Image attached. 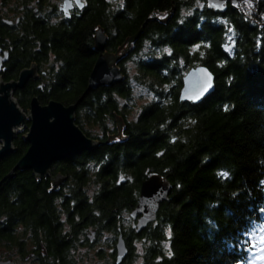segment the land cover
Segmentation results:
<instances>
[{
  "label": "trees",
  "instance_id": "16d2710c",
  "mask_svg": "<svg viewBox=\"0 0 264 264\" xmlns=\"http://www.w3.org/2000/svg\"><path fill=\"white\" fill-rule=\"evenodd\" d=\"M187 5L192 2L124 0L114 8L109 0H89L83 14L70 21L42 23L30 11L20 25H3L2 40L12 50L0 80H17L33 63L44 71L14 92L25 112L33 97L43 105L50 100L71 105L84 95L98 59L97 29L108 36L106 50L121 53L145 28L131 46L135 55L119 62L124 81L91 91L77 108V125L99 146L55 162L50 177L26 170L6 179L0 234L20 220L63 228L65 212L72 227L83 222L98 233L110 232L113 243L122 233L129 253L121 264L135 263L133 241L143 238L151 244L142 264H264V0L244 11L229 7L215 13L205 7L179 22ZM173 8L167 25L150 20ZM147 41L156 48L143 58ZM164 47L168 53L153 55ZM132 58L138 85L153 99L130 120L135 88L126 61ZM181 61L185 67L207 66L215 75V91L201 103L180 101ZM27 131L0 162V181L27 152ZM151 173L166 177L173 190L157 220L136 233L132 223L124 225L122 213L129 212L133 222L131 211ZM57 175L66 180L55 187ZM89 184L96 187L93 194L85 191Z\"/></svg>",
  "mask_w": 264,
  "mask_h": 264
},
{
  "label": "water",
  "instance_id": "95a60500",
  "mask_svg": "<svg viewBox=\"0 0 264 264\" xmlns=\"http://www.w3.org/2000/svg\"><path fill=\"white\" fill-rule=\"evenodd\" d=\"M79 1V0H78ZM245 0H207L209 9L223 12L227 4H235ZM66 10L68 8L66 7ZM174 8L163 18L167 23L172 18ZM141 30L127 40V47L121 53H110L106 50L108 36L102 28L96 30L95 51L98 59L91 72L89 85L84 95L74 104L65 105L56 100L47 104L40 103L38 97H33L30 108L25 112L14 97V92L24 89L31 79L39 77V66L33 63L23 69L17 80L5 82L0 80V162L16 151L14 140L19 133L28 129L24 140L29 148L18 161L12 171L0 181V189L6 179H12L17 171L32 170L38 177H50L52 165L64 159H69L84 152L95 150L100 141L88 137L76 123V111L83 99L93 90L101 87H112L122 83L125 75L119 67V62L131 51V46L141 37ZM9 61V52L0 48V74ZM210 78V79H209ZM215 75L207 66L192 67L183 76V86L180 91V101L193 104L201 103L215 91ZM207 83L206 87L203 85ZM27 122L30 123L27 128ZM66 178L62 175L53 177V185L59 186ZM172 184L161 174L151 173L143 181L140 189L138 205L131 211L132 227L136 233H141L158 217L160 206L168 200L172 192ZM117 260L121 264L129 250L122 233L116 243Z\"/></svg>",
  "mask_w": 264,
  "mask_h": 264
},
{
  "label": "flooded vegetation",
  "instance_id": "af4514ba",
  "mask_svg": "<svg viewBox=\"0 0 264 264\" xmlns=\"http://www.w3.org/2000/svg\"><path fill=\"white\" fill-rule=\"evenodd\" d=\"M255 2L256 0H245L235 4L228 3L227 9L223 12L209 9L207 1L206 6L207 9L213 10L215 13H226L229 7L242 11L248 10L247 8L252 10ZM88 3L89 0H0V8L7 10L4 14L0 12V48L3 52H9L10 59L12 47L2 40L1 28L4 27L3 25L11 28L20 25L22 14L32 11L42 23L44 20L62 23L81 16ZM5 13L16 16L9 18ZM162 15L160 14L159 17L163 18ZM155 20L164 25L169 23V21L164 23L159 19ZM40 77L34 80H38ZM74 214L80 216L79 213ZM60 217L62 218L61 223L64 224L63 228L31 227L28 222L23 220L18 222L17 227L3 226L0 234L2 236L0 237V264H102L101 260L105 256L112 258V263L116 262L117 241L113 243L111 240L107 249L105 246L98 248L96 243L104 232L98 233L96 229L84 227L83 222H80L78 227H72L71 222L67 221L70 217L68 213L62 212ZM49 222H53V220ZM4 224L6 225V223ZM9 234H13L12 238L9 237ZM105 249L109 251V254H104Z\"/></svg>",
  "mask_w": 264,
  "mask_h": 264
},
{
  "label": "rangeland",
  "instance_id": "374dc122",
  "mask_svg": "<svg viewBox=\"0 0 264 264\" xmlns=\"http://www.w3.org/2000/svg\"><path fill=\"white\" fill-rule=\"evenodd\" d=\"M190 1L192 2L191 6L187 5L181 9L180 17L178 19L179 22L183 21V19L185 17L191 15L193 12L200 11L203 8L207 7L206 6L207 0H190ZM109 2L112 5V7H114V8H119L121 6H124V0H109ZM247 9L249 10L251 8H247ZM5 11H7V10L0 8V12L4 13ZM9 15L11 17H15L14 14H9ZM153 48H156V47L152 46L151 43L148 41L145 42L144 48L141 51L139 56L143 57V58L149 57V55H151V53H152L151 51ZM165 52L166 53L169 52L167 47H164L161 50V52H158V54H153V55H155V57H160V54L165 53ZM129 53H131V54L134 53V55H135L134 50H131ZM129 53H128V55H129ZM125 56H127V55H125ZM136 59H137V57H136ZM126 66H127V69L129 70V74L131 76V83L134 85V88H135V95H134V101H133L134 107H133V109H131V111L128 114V118L130 120H132L133 118H136V116L139 114V112H141V110L143 109V107L147 103L152 101V99H153L152 94L153 93L150 92L148 89H144L143 87H140L138 85V84H140L139 81L136 79V75H137L138 70L136 69L137 66H136L135 60H133V58L126 61ZM179 67L182 69V76H185L189 72V70L192 68L189 66L185 67V64L183 61H181V63L179 64ZM46 68H47V66H46ZM41 69L39 68L40 72L42 73L43 70H41ZM41 73L39 74L40 76H41ZM43 77H45V76H43ZM26 130H24L23 132H25ZM52 174L53 173L51 171V175ZM95 189H96L95 186H90V184H89L88 186H86L85 191L90 193V194H93V191ZM122 214H123L124 219H125L124 225L130 226L131 223L133 224V222H131L129 212H123ZM111 240H112L111 233L110 232H104L101 234L100 239L96 243V245H98V248L100 246H105V248L107 249V245L109 243H111ZM150 244H151V242L148 239H144V238L140 239V240H134L133 241V246H134L133 247V255H135V260H134L135 263L134 264H142L143 263V254L145 253L146 249L150 246ZM106 249L103 251L104 254H109V251H107ZM92 252L94 253V251H92ZM101 261H102V264H111L112 263L110 257H108V256H105L104 259H102Z\"/></svg>",
  "mask_w": 264,
  "mask_h": 264
},
{
  "label": "snow or ice",
  "instance_id": "6c2138e0",
  "mask_svg": "<svg viewBox=\"0 0 264 264\" xmlns=\"http://www.w3.org/2000/svg\"><path fill=\"white\" fill-rule=\"evenodd\" d=\"M209 79H210V78H209ZM206 86H207V83H205V84L203 85V87H206ZM222 175L227 176L228 173H227V172H224V173H222Z\"/></svg>",
  "mask_w": 264,
  "mask_h": 264
},
{
  "label": "bare ground",
  "instance_id": "6f19581e",
  "mask_svg": "<svg viewBox=\"0 0 264 264\" xmlns=\"http://www.w3.org/2000/svg\"><path fill=\"white\" fill-rule=\"evenodd\" d=\"M149 175H150V174H149ZM149 175H148V176H149ZM147 178H148V177H147ZM172 190H173V189H172ZM171 193H172V192H171ZM171 193H170V195H171ZM170 195H169L168 199L170 198ZM163 203H164V202H163Z\"/></svg>",
  "mask_w": 264,
  "mask_h": 264
}]
</instances>
